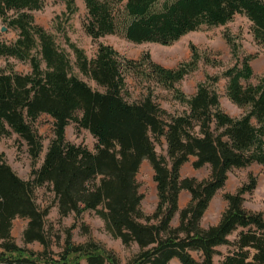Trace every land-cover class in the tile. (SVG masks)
I'll list each match as a JSON object with an SVG mask.
<instances>
[{
	"label": "trees",
	"instance_id": "1",
	"mask_svg": "<svg viewBox=\"0 0 264 264\" xmlns=\"http://www.w3.org/2000/svg\"><path fill=\"white\" fill-rule=\"evenodd\" d=\"M64 1L70 17L78 10L76 1ZM83 1L87 10L83 25L94 39L120 33L134 43L169 45L204 26L226 25L240 14L252 22L256 41L264 45V0ZM43 6L44 0H0V25L18 31L13 42H0V58L31 65L25 74L11 64L0 68V140L18 134L32 159V178L25 179L0 152V264H121L111 250L92 240L77 245L70 234L62 254L51 251L46 230L50 209L41 208L35 198L40 186L54 192L61 218L93 210L114 238L125 246L136 243L139 252L127 264H172L175 258L181 264H218L214 257L222 245L230 249L220 264H264V212L244 205L245 195L257 187L256 176L251 174L235 192L224 194L228 205L217 224L202 226L232 170L253 163L264 166V76L257 84L249 83L256 55L243 53L242 44L230 33L225 35L236 61L223 73L228 78L227 95L243 109L235 117L221 105L215 88L219 76H206L192 96L179 87L202 59L194 45L188 61L168 68L150 53L130 58L108 44H100L90 58L67 39L73 62L55 36L35 22L31 11ZM129 75L151 82L141 98L130 99ZM157 86L173 93L187 109L173 114L162 107L154 95ZM43 114L53 118L55 136L38 168L44 144L34 124ZM71 122L97 139L95 151L67 139ZM163 139L167 156L157 151ZM191 157L196 158V169L210 166L207 178L181 176ZM145 160L157 184L158 203L151 214L142 208L144 194L137 179ZM183 190L191 199L181 209ZM178 213L179 223L173 226ZM17 217L28 219L24 242L37 241L42 251L16 242L12 229ZM192 251L200 252L202 260Z\"/></svg>",
	"mask_w": 264,
	"mask_h": 264
},
{
	"label": "rangeland",
	"instance_id": "2",
	"mask_svg": "<svg viewBox=\"0 0 264 264\" xmlns=\"http://www.w3.org/2000/svg\"><path fill=\"white\" fill-rule=\"evenodd\" d=\"M75 1L78 10L70 17L65 15L67 5L64 0H44L42 9L31 11L35 22L52 33L58 45L71 53L73 62L76 60L75 55L71 51L67 39L84 49L90 58L96 55L100 44H108L130 58L138 59L142 55L150 53L154 61L168 68H176L180 63L188 61L192 55V45H194L202 55V59L198 68L186 75L179 83V87L187 95L192 96L196 93L198 85L206 80V76H219L220 79L215 84V88L220 95L221 105L226 112L235 117L242 115L243 109L234 104L227 95L228 78L224 77L223 73L236 62L233 58L231 47L225 38L227 33H230L237 39L238 43L242 44L243 53L256 55V58L251 62L254 68V76L249 83L257 84L260 78L264 76V45L256 41L252 31V22L244 15H236L226 25L204 26L199 30L182 36L179 40L169 45L153 42L134 43L120 33L107 34L94 39L86 32L83 25L87 15L85 3L83 0ZM4 26L7 27L6 31H3ZM17 37V30L9 28L5 23L0 25V42H13ZM9 64L13 65L15 70L20 73L25 74L31 71V65L28 62L13 57L0 58V68H6ZM84 79L93 88L99 89L94 81L88 78ZM127 82L131 100L141 98L147 93L151 84V82L141 80L133 75L128 76ZM243 82L245 84L248 83ZM154 95L162 107L173 114H181L187 109L186 105L174 98L173 93L162 87L157 86L154 89ZM34 127L42 136L44 144L43 152L36 165L39 168L44 161L48 146L55 136L54 120L49 115L43 114L35 122ZM66 135L69 141L86 145L90 150L95 151L97 139L89 130L79 129L75 122H71L67 127ZM156 146L159 154L167 156V146L164 139L161 143H157ZM0 152L5 154L8 163L21 177L25 179L32 178V159L28 152V145L18 134L13 133L8 137L2 138L0 140ZM195 159V157H191L190 161L183 165L181 169L183 178L196 177L202 180L210 175L211 168L208 164L199 169L193 166ZM251 174L257 177L258 184L253 192L245 195L244 205L248 210L264 212V166L253 163L244 168H236L229 173L226 185L216 193L202 219L203 227L215 225L220 221L221 215L228 205L224 199V194L235 192L249 181ZM137 179L140 183V191L144 194L142 208L146 213L151 214L156 209L158 194L154 171L150 163L141 166ZM35 198L41 208L50 209L46 218V230L51 239L50 249L54 253L62 254L65 251V241L69 234L72 237V242L77 245L92 240L98 245L111 250L121 264H127L139 252V246L136 243L131 246H125L121 239L114 238L107 232L104 221L93 210H87L78 217L72 213L67 217L61 218L58 214L55 194L49 186L37 187L35 189ZM26 220L27 218L19 217L14 222L13 233L16 242L23 247L42 251L44 247L41 243L36 241L26 244L24 242L23 232L26 228L24 224ZM178 223L179 213L173 219L172 225L176 226ZM236 237L237 233L230 236L232 240H235ZM229 249L230 247L227 245L218 247L219 254L215 255V262L220 264ZM192 254L196 259L202 260L200 252L192 251ZM75 256V254L71 255L70 258ZM80 259L82 263H85V258L81 257ZM172 264H181V262L175 258L172 260Z\"/></svg>",
	"mask_w": 264,
	"mask_h": 264
},
{
	"label": "crops",
	"instance_id": "3",
	"mask_svg": "<svg viewBox=\"0 0 264 264\" xmlns=\"http://www.w3.org/2000/svg\"><path fill=\"white\" fill-rule=\"evenodd\" d=\"M146 164H149V161H148V160H145V161L143 162L142 165H146ZM190 199H191V196H190V194L188 193V191L183 190V191L181 192V194H180V200H179L180 208L182 209L183 207H185V206L189 203ZM18 218H19V217H17L16 219H18ZM16 219L14 220V222L16 221ZM27 223H28V219H27L26 222L24 223V224H25V227H26ZM13 226H14V225H13ZM12 234H13V236H14L13 229H12ZM18 244H19V243H18Z\"/></svg>",
	"mask_w": 264,
	"mask_h": 264
},
{
	"label": "water",
	"instance_id": "4",
	"mask_svg": "<svg viewBox=\"0 0 264 264\" xmlns=\"http://www.w3.org/2000/svg\"><path fill=\"white\" fill-rule=\"evenodd\" d=\"M6 29H7V27H6V26H4V27H3V31H6Z\"/></svg>",
	"mask_w": 264,
	"mask_h": 264
}]
</instances>
